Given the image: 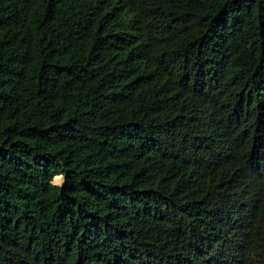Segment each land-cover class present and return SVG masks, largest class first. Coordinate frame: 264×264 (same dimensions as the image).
I'll return each instance as SVG.
<instances>
[{
    "label": "trees",
    "instance_id": "obj_1",
    "mask_svg": "<svg viewBox=\"0 0 264 264\" xmlns=\"http://www.w3.org/2000/svg\"><path fill=\"white\" fill-rule=\"evenodd\" d=\"M0 264H264V0H0Z\"/></svg>",
    "mask_w": 264,
    "mask_h": 264
},
{
    "label": "rangeland",
    "instance_id": "obj_2",
    "mask_svg": "<svg viewBox=\"0 0 264 264\" xmlns=\"http://www.w3.org/2000/svg\"><path fill=\"white\" fill-rule=\"evenodd\" d=\"M54 183H55L56 185L60 186V185L62 184V180H61V179H60L59 181H55V180H54Z\"/></svg>",
    "mask_w": 264,
    "mask_h": 264
},
{
    "label": "clouds",
    "instance_id": "obj_3",
    "mask_svg": "<svg viewBox=\"0 0 264 264\" xmlns=\"http://www.w3.org/2000/svg\"><path fill=\"white\" fill-rule=\"evenodd\" d=\"M60 179L62 180V179H63V177H60ZM60 186L62 187V184H61Z\"/></svg>",
    "mask_w": 264,
    "mask_h": 264
}]
</instances>
